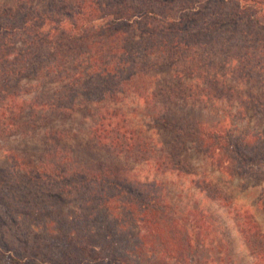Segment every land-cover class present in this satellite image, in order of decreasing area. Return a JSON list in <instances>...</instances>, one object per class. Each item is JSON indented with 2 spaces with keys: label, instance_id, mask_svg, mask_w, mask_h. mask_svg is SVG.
<instances>
[{
  "label": "trees",
  "instance_id": "16d2710c",
  "mask_svg": "<svg viewBox=\"0 0 264 264\" xmlns=\"http://www.w3.org/2000/svg\"><path fill=\"white\" fill-rule=\"evenodd\" d=\"M227 78L264 91V0H0V141L84 111L94 146L155 174L189 172L186 145L223 172L259 177L261 128L170 118L179 100L228 101L242 117L248 109L263 118L264 95ZM128 96L175 137L141 134ZM66 128H51L41 155L8 156L0 170V264L212 263L218 244L206 240V219L177 210L156 181L139 182L117 163L73 164L57 144ZM198 183L228 202L204 177ZM229 206L253 264H264L257 223Z\"/></svg>",
  "mask_w": 264,
  "mask_h": 264
},
{
  "label": "rangeland",
  "instance_id": "374dc122",
  "mask_svg": "<svg viewBox=\"0 0 264 264\" xmlns=\"http://www.w3.org/2000/svg\"><path fill=\"white\" fill-rule=\"evenodd\" d=\"M215 70L222 75L226 68L220 65L215 67ZM227 79L228 82L234 84L231 78ZM235 86L238 90L264 95L262 89L249 81ZM134 97L128 96L124 100V106H127L126 109L129 110V116L132 117L135 128L141 130V134L151 137L153 141H169L170 137L174 138L175 133L162 131L159 125H153L149 122L148 117L143 116V112H145L143 106L139 100L133 99ZM171 109L173 111L170 118H173L174 115H192L203 121L219 123L222 126H236L238 129L247 126L249 129L261 128L264 131V117L256 119L253 117L255 116L253 111L248 109L245 110V117H242L238 114L236 107L228 101L184 103L179 100L177 104L172 105ZM90 125L91 118L84 111H79L67 120L55 119L46 128H36L5 138L0 141V170L8 163V156L18 161L22 156L27 157L28 154H40V151H44L45 146H52L46 140L47 133L51 131V128L67 127L68 134L61 135L57 144L71 151L73 164L101 162L108 165L117 163L129 170L130 174H134L139 182L143 180L156 181V188L160 190L162 187V194L177 210L189 215L193 214L191 211L194 210L196 216H201L210 223V231L206 240L211 238L218 244V253L212 258L211 264L217 259L220 260V264H253L252 256L237 230L232 209L228 210L227 206L230 205L229 207L235 211L247 210L250 212L264 236V175L241 177L223 172L205 154L192 150L186 145L184 151H180V156L182 158L183 153V158L188 163L189 172L176 173L173 171L165 172L162 175L155 174L153 168L143 161L135 162L132 157L114 156L109 151L94 146L87 132ZM44 131L46 132L45 139L43 138ZM179 141H182V135ZM57 153L61 154L62 152ZM258 171L264 172V169ZM198 177H204L212 187L218 188L228 202H219L218 199L207 197L204 191L200 190V184H195ZM60 204L63 208L67 207V201H61ZM203 229L205 228L203 227Z\"/></svg>",
  "mask_w": 264,
  "mask_h": 264
}]
</instances>
